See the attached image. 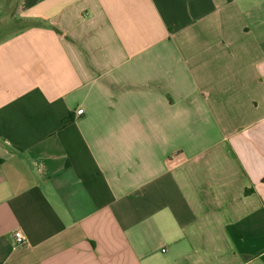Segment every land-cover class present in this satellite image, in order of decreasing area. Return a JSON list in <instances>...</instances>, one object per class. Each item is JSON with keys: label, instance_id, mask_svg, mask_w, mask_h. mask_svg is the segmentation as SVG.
<instances>
[{"label": "crops", "instance_id": "obj_1", "mask_svg": "<svg viewBox=\"0 0 264 264\" xmlns=\"http://www.w3.org/2000/svg\"><path fill=\"white\" fill-rule=\"evenodd\" d=\"M10 3L0 264H264V0Z\"/></svg>", "mask_w": 264, "mask_h": 264}, {"label": "built area", "instance_id": "obj_2", "mask_svg": "<svg viewBox=\"0 0 264 264\" xmlns=\"http://www.w3.org/2000/svg\"><path fill=\"white\" fill-rule=\"evenodd\" d=\"M83 112H84V111H83L82 109H80V110L77 111V113H78L79 115L83 114ZM15 238H16V240H17L18 243H21V242L24 240V237H23V234H22L21 231H17V232L15 233Z\"/></svg>", "mask_w": 264, "mask_h": 264}, {"label": "rangeland", "instance_id": "obj_3", "mask_svg": "<svg viewBox=\"0 0 264 264\" xmlns=\"http://www.w3.org/2000/svg\"><path fill=\"white\" fill-rule=\"evenodd\" d=\"M4 0H2V2H3ZM7 0H5V2H6ZM14 1L15 0H11V3H10V6H13L14 5Z\"/></svg>", "mask_w": 264, "mask_h": 264}]
</instances>
